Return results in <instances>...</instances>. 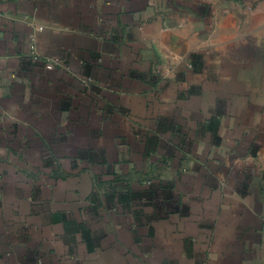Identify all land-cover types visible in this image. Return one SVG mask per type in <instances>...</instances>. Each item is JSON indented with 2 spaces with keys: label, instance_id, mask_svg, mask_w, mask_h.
I'll return each instance as SVG.
<instances>
[{
  "label": "crops",
  "instance_id": "obj_1",
  "mask_svg": "<svg viewBox=\"0 0 264 264\" xmlns=\"http://www.w3.org/2000/svg\"><path fill=\"white\" fill-rule=\"evenodd\" d=\"M0 264H264V0H0Z\"/></svg>",
  "mask_w": 264,
  "mask_h": 264
},
{
  "label": "built area",
  "instance_id": "obj_2",
  "mask_svg": "<svg viewBox=\"0 0 264 264\" xmlns=\"http://www.w3.org/2000/svg\"><path fill=\"white\" fill-rule=\"evenodd\" d=\"M46 67H47V68H51V67H52V64H47Z\"/></svg>",
  "mask_w": 264,
  "mask_h": 264
},
{
  "label": "trees",
  "instance_id": "obj_3",
  "mask_svg": "<svg viewBox=\"0 0 264 264\" xmlns=\"http://www.w3.org/2000/svg\"><path fill=\"white\" fill-rule=\"evenodd\" d=\"M108 207V206H107Z\"/></svg>",
  "mask_w": 264,
  "mask_h": 264
}]
</instances>
